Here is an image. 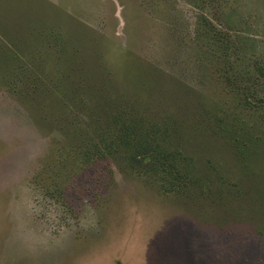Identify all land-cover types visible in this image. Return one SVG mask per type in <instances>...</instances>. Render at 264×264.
Segmentation results:
<instances>
[{
	"label": "rangeland",
	"instance_id": "rangeland-1",
	"mask_svg": "<svg viewBox=\"0 0 264 264\" xmlns=\"http://www.w3.org/2000/svg\"><path fill=\"white\" fill-rule=\"evenodd\" d=\"M0 9V264H264V0Z\"/></svg>",
	"mask_w": 264,
	"mask_h": 264
},
{
	"label": "trees",
	"instance_id": "trees-1",
	"mask_svg": "<svg viewBox=\"0 0 264 264\" xmlns=\"http://www.w3.org/2000/svg\"><path fill=\"white\" fill-rule=\"evenodd\" d=\"M135 125H136V122L134 120H132L131 122H127V123H122L121 124V128L124 130V132L126 133L127 135V129L128 130H133L135 129ZM152 130H149V129H145V132H144V138H143V142L145 143L144 146H140L139 150L137 149L136 150V154L132 157L133 158V161L134 160H140L142 159V162L143 160H146L148 158L149 161H165L167 159V156H166V152L161 149L159 151L156 150L157 148V144H158V137L155 133V135H152L151 134ZM148 140H149V143H151L154 147H150V146H147L146 144L148 143ZM126 141L127 139H125L123 141L124 144H126ZM140 141V140H139ZM107 146H110V144H108ZM154 149V150H152ZM180 178L182 180H186L188 181V178H186V176H180Z\"/></svg>",
	"mask_w": 264,
	"mask_h": 264
},
{
	"label": "crops",
	"instance_id": "crops-1",
	"mask_svg": "<svg viewBox=\"0 0 264 264\" xmlns=\"http://www.w3.org/2000/svg\"><path fill=\"white\" fill-rule=\"evenodd\" d=\"M1 10V9H0ZM1 13V12H0Z\"/></svg>",
	"mask_w": 264,
	"mask_h": 264
}]
</instances>
